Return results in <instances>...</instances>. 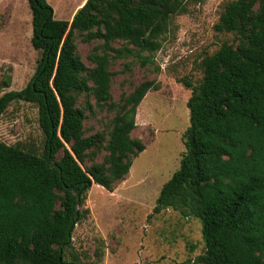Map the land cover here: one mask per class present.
I'll return each mask as SVG.
<instances>
[{
    "label": "trees",
    "instance_id": "trees-1",
    "mask_svg": "<svg viewBox=\"0 0 264 264\" xmlns=\"http://www.w3.org/2000/svg\"><path fill=\"white\" fill-rule=\"evenodd\" d=\"M188 1L86 0L63 21L45 0H27L40 55L27 85L0 96V117L13 102L36 105L44 141L41 150L0 142V264H79L64 251L88 214L86 193L92 184L110 192L129 173L145 148L131 136L136 109L157 88L144 80L114 103L110 66L152 63ZM213 29L232 39L203 56L196 85L180 80L191 90L184 153L153 214L172 209L199 220L204 251L191 264H264V0L225 3ZM77 36L98 42L91 66ZM9 87L2 78L0 88ZM103 111L112 113L108 131L86 136L84 120Z\"/></svg>",
    "mask_w": 264,
    "mask_h": 264
},
{
    "label": "rangeland",
    "instance_id": "rangeland-1",
    "mask_svg": "<svg viewBox=\"0 0 264 264\" xmlns=\"http://www.w3.org/2000/svg\"><path fill=\"white\" fill-rule=\"evenodd\" d=\"M0 0V82L8 77L10 87L0 96L23 89L35 72L39 52L30 39L31 11L27 0ZM78 0H46L56 20L68 21ZM232 0H189L187 12L172 18L161 48L153 62L141 67L132 58L110 66L112 102L129 94L144 80L157 85L149 90L136 109L131 136L144 143L129 173L112 191L92 184L82 209L86 217L75 225L67 261L79 264H191L203 253L199 220L182 217L167 209L153 214L162 185L178 169L184 153L182 136L189 126L187 101L193 85L201 78L200 61L230 35L217 34L213 27L225 3ZM98 42L82 43L76 37L77 53L86 66L87 55ZM118 45H115L117 47ZM145 55V54H144ZM92 101V99H91ZM83 98L78 106H82ZM110 111L88 115L83 122L86 136L108 131ZM43 134L34 104L13 102L0 117V142L42 149ZM102 153L96 157L100 163ZM90 165L86 162L83 168Z\"/></svg>",
    "mask_w": 264,
    "mask_h": 264
},
{
    "label": "crops",
    "instance_id": "crops-1",
    "mask_svg": "<svg viewBox=\"0 0 264 264\" xmlns=\"http://www.w3.org/2000/svg\"><path fill=\"white\" fill-rule=\"evenodd\" d=\"M45 1H46V0H45ZM7 2H8L9 4L11 3V2L8 1V0H7ZM85 2H86V0H78V1L76 2L75 7L71 10V13H70V15H69L68 21H71V19H72V17L74 16L75 12H76L79 8H81V7L84 5ZM53 14H54V12H53Z\"/></svg>",
    "mask_w": 264,
    "mask_h": 264
}]
</instances>
